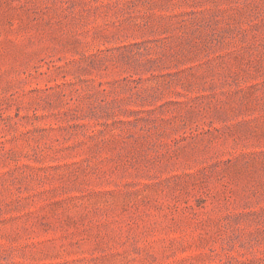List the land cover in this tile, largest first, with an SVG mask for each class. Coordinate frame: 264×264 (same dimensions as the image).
Here are the masks:
<instances>
[{
	"label": "rangeland",
	"instance_id": "1",
	"mask_svg": "<svg viewBox=\"0 0 264 264\" xmlns=\"http://www.w3.org/2000/svg\"><path fill=\"white\" fill-rule=\"evenodd\" d=\"M0 264H264V0H0Z\"/></svg>",
	"mask_w": 264,
	"mask_h": 264
}]
</instances>
